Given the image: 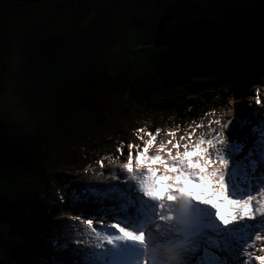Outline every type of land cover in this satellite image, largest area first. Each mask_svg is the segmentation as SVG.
<instances>
[{
  "label": "trees",
  "instance_id": "obj_1",
  "mask_svg": "<svg viewBox=\"0 0 264 264\" xmlns=\"http://www.w3.org/2000/svg\"><path fill=\"white\" fill-rule=\"evenodd\" d=\"M183 2L179 11L172 0H0V33L7 24L22 26L29 19L35 21L32 12L39 8L50 12L43 23L37 24L38 30L44 33L60 27L62 31L59 44H48L42 37L31 40L22 56L24 62L19 65L23 92L16 94L22 107L29 113L39 112L44 119L41 135L23 143L0 127V217L6 220L0 229L15 239L13 243L0 242V264H34L37 254L44 256L34 250L37 236L59 212L49 214V220L40 227L39 218L24 202L47 177L48 160L43 150L53 147L64 155L74 148L104 151L105 144L116 143L113 134L102 135L107 128L97 123L99 119L77 123L78 114L73 107V103L88 106L86 101L93 99L95 89L112 87L101 86L102 78L99 79L100 73L104 75L100 69L104 60L110 63L109 54L119 52L126 63L118 97L123 103L117 115L122 114L133 127L141 122L140 128H160L161 133L225 110L230 100L245 95L250 82L264 74V0ZM95 4L99 6L96 16L91 22L82 21ZM58 5L60 8H56ZM62 9L68 10L64 13ZM70 13L73 17L67 16L69 20L65 15ZM167 16L165 30L198 39L212 49L214 57L251 71L235 79L221 71L214 58L210 74L192 78L181 86L165 87L156 69L166 47L155 46L154 35L157 23ZM197 19L200 28H189L188 22ZM4 93L12 95L0 84V95ZM89 125L92 129L85 130L84 126ZM97 138L101 140L99 146ZM91 155L74 170L59 169L74 175L94 162L95 156L105 162L112 157L111 152ZM48 181L56 185L50 176ZM12 202L19 205L18 211L9 208ZM41 246L46 248L44 243Z\"/></svg>",
  "mask_w": 264,
  "mask_h": 264
},
{
  "label": "snow or ice",
  "instance_id": "obj_2",
  "mask_svg": "<svg viewBox=\"0 0 264 264\" xmlns=\"http://www.w3.org/2000/svg\"><path fill=\"white\" fill-rule=\"evenodd\" d=\"M171 47L170 56L161 62L165 79L193 73L213 58L221 71L235 79L251 71L214 57L202 45L186 42ZM213 124L219 127L213 129ZM208 126L209 133L200 132L195 139L194 129L204 124L193 121L186 134L168 131L166 141L158 140L160 128L135 129L142 145L129 142L127 153L123 142L116 148L119 167L126 174L110 173L118 183L105 188L86 185L61 197L62 204L84 206L69 219L86 228L76 229L77 247L51 239L49 248L60 254L59 259L42 264H163L161 250L177 264L264 261L254 255L252 243L261 241L259 250L264 251V107L249 109L246 115L241 110L227 122L209 121ZM97 163L103 167V158ZM210 185L219 193L213 191L208 197L201 192L204 198L198 199L192 190ZM159 188L166 191L158 193ZM218 195L223 198L210 203ZM218 205L227 206L232 215H222ZM210 209L215 210L214 218ZM61 227L75 226L62 223Z\"/></svg>",
  "mask_w": 264,
  "mask_h": 264
},
{
  "label": "rangeland",
  "instance_id": "obj_3",
  "mask_svg": "<svg viewBox=\"0 0 264 264\" xmlns=\"http://www.w3.org/2000/svg\"><path fill=\"white\" fill-rule=\"evenodd\" d=\"M100 2L98 3L100 4ZM172 3L178 4L177 8H179V11L181 7L184 6L183 0H172ZM57 7L60 8L59 5L56 6V8ZM97 7L99 6L95 4V6L90 9L88 13H86L87 15L81 18L82 21L85 20L87 22H91V20L96 16L95 14L98 10ZM64 10V13H66L68 9H62V11ZM49 12L50 10L48 8H39L32 12L35 21L29 19L28 23L26 22L25 25L22 26L21 24L15 25L14 23H11V26L7 24L5 29H3L0 33V84L3 85V88L6 90V92L12 93V95L9 93L0 95V127L6 128L11 133V135L19 137L23 143L30 139L34 141L36 137L41 135L42 129L40 126L43 124L44 119L40 117L39 112L36 111L29 113L26 108L20 105L22 102L19 99V95L16 94L17 91L23 92L21 90L23 89V82L20 81L21 72L19 70V65L21 64L22 66L24 62V58H22V56L24 57L25 52L29 49L31 40L37 37H42L43 41L47 42L48 44L60 43V35H62L60 27H55L52 29L49 28L44 33L39 31L37 28V24L43 23ZM67 16H70V18L73 17L72 13L65 15V18L69 19ZM76 18H78V16H76ZM187 25H189V28L191 29H198L201 26L198 19L188 22ZM108 58L110 63H107V61L104 60L105 62L102 64V68H100L104 72V75L102 73L99 74V79L102 78L101 82H99L101 86L104 84L106 86L110 85L112 87L95 89L93 93L94 97H92L93 99L86 101L88 106H84L83 104L74 106L73 103V107H76V114H78L76 117L77 123L80 124L81 121L87 120H89V122H95L97 119H99L97 123H103L107 128L106 131L102 132V135L109 133L113 134L116 139V143L105 144L106 150L104 151H99V148L95 149L93 146H86L88 149H93L85 151L83 149L74 148L73 150L66 151L64 155H62L60 151L52 149L53 147H48L43 150V155L48 160L46 163L48 171L45 172L47 173V177L42 180V187H35V189H32L24 202L25 206L29 207L30 212L35 213L39 218L38 222L40 223V227H42V225L49 220V218H47L49 214L51 215L59 212V215L53 219H50L48 221L49 225L46 227V230L41 234V236H37L38 245L34 246V250L39 251L44 256L37 254V258L42 260L39 261L38 259L35 260L34 258L32 260L34 264H42L43 261L52 262L59 259L60 254L53 253L49 248L48 242L51 239H58L61 244L66 243L69 247H77V245L73 243L74 239L79 238L76 229H79L80 232H83L86 228V225H81L78 220L73 221L69 219L70 214L74 213L78 208L84 206L75 202L62 204L61 197H63L65 194H70L73 191H78L86 185H95L105 188L109 185L115 184V182L112 181L110 173L122 172L119 167L121 160L116 159V157L119 155L116 152V148L121 142H123V151L127 153V144L129 142L142 145V142L136 138L139 134L134 131L135 129L141 127V122H137V124H135L133 127L129 124L128 119L122 114L118 113L117 115V112H120L119 107L121 103H123L121 98L118 97H120L121 94V88L119 84L124 78L123 71L126 63L119 52H113L109 54ZM186 75L187 73L174 78H182ZM257 99H259L261 102H264V74L259 75L257 79H254L250 82L245 95L236 101L230 100L228 109L218 111L215 114L202 117L195 121L196 123L204 124L203 128L194 129V131L197 133L195 139L199 138L200 132H203L205 135L209 133V121L219 120L221 122H227L230 119L235 118L237 113L241 110H243V113L246 115L249 109L264 107V103H261L260 105L257 104ZM13 101L15 102V105ZM116 107H118V109ZM45 124L52 127V125H50V123L47 121H45ZM192 124L193 121L183 128L175 131L178 132V135L186 134L189 130V126ZM90 125L84 126V129L87 131L91 130L92 127ZM79 126L78 128H80ZM211 127L215 129L218 128L219 125L213 124ZM78 128L76 130H78ZM144 139H147V137L145 136ZM168 139L169 137L166 135V133H163L158 137V140L166 141ZM95 141L99 146L101 143L100 138L95 139ZM102 141L105 142L103 139ZM105 152L106 154L111 152L112 157L106 162L103 160V167L97 163V161L101 160L100 156H95L94 162L89 164L85 170L77 172L74 175H69L68 173L59 169L66 168L69 171L74 170L76 167L80 166L81 163H84L87 159H90L92 156L91 153L103 154ZM150 152L155 154V148H150ZM123 159H126V157ZM52 169L58 170L53 171ZM105 170H108L107 174L104 173ZM98 173L103 174L97 175ZM49 176L56 182V185H52L55 183L51 184L48 181ZM102 181L104 182L101 183ZM207 188L210 192V195H212L213 191L219 193V188L215 185H211V187L208 186ZM207 188L205 187L206 190ZM69 198L71 200V196ZM203 198L204 197L199 196V199ZM220 198L223 197L218 196V198H216L217 201ZM9 208L13 211H18L19 205L16 202H12L9 204ZM5 222L6 220L0 217V225ZM62 223L75 227L62 228ZM94 227H100L99 222H94ZM2 241L13 243L15 242V239L0 229V242ZM253 242L256 248L261 246V241H255L254 239ZM42 243H44L46 248L41 246ZM160 260L163 262V264H170L168 253H166L164 250H161Z\"/></svg>",
  "mask_w": 264,
  "mask_h": 264
},
{
  "label": "water",
  "instance_id": "obj_4",
  "mask_svg": "<svg viewBox=\"0 0 264 264\" xmlns=\"http://www.w3.org/2000/svg\"><path fill=\"white\" fill-rule=\"evenodd\" d=\"M168 19H169L168 16L164 17L163 19H161L157 23L156 28H155V35H154L155 46L166 47V51L163 53V55L159 59V61L157 63V69H156L157 75L160 78V80L162 81V83L165 85V87L170 88V87L181 86V85L187 83L192 78L202 77V76H206V75L210 74L211 69L214 66V63H213L214 58L211 61L203 64V66L200 67L197 71H195L193 73H187V75L182 77V78L176 79L174 77H171V78L165 79L161 76V72H160L161 62L165 61V59L170 56V54L172 52V47H171L172 45H182L186 42H192V43L202 45V46L209 48L207 44L199 41L198 39L190 37L189 35H186V34L181 33L179 31H167V30H165L164 29V23L167 22ZM209 49L212 51L211 48H209ZM212 53H213V51H212Z\"/></svg>",
  "mask_w": 264,
  "mask_h": 264
},
{
  "label": "bare ground",
  "instance_id": "obj_5",
  "mask_svg": "<svg viewBox=\"0 0 264 264\" xmlns=\"http://www.w3.org/2000/svg\"><path fill=\"white\" fill-rule=\"evenodd\" d=\"M105 174H107L108 173V170H105V172H104ZM103 174V173H102ZM121 174L122 175H126V174H123V172H121ZM106 176V175H105ZM113 182H115V184L116 183H118L119 182V180H112ZM107 184V183H106ZM189 187L191 188L192 186L191 185H189ZM210 187H211V185H210ZM207 188V187H206ZM202 188L201 187H195L194 189H192L193 191H195L196 193H197V195H198V199H199V193L200 192H203V193H205L208 197H211L212 195H210L209 193V191H208V188H207V190L205 189V187L201 190ZM166 191V189L165 188H159L158 189V193H163V192H165ZM213 202H218L217 201V199H212V200H210V203H213ZM208 206H210V204L208 205ZM219 207H220V210H222V206H220V205H218ZM83 231V230H82ZM256 264H259L258 263V261L256 262Z\"/></svg>",
  "mask_w": 264,
  "mask_h": 264
},
{
  "label": "clouds",
  "instance_id": "obj_6",
  "mask_svg": "<svg viewBox=\"0 0 264 264\" xmlns=\"http://www.w3.org/2000/svg\"><path fill=\"white\" fill-rule=\"evenodd\" d=\"M234 101H236V100H234ZM230 102V101H229ZM229 108V103H228V107L226 108V109H228ZM172 131H175V130H172ZM164 133H167V132H164ZM161 134H163V133H161ZM160 134V135H161ZM152 153V152H151ZM225 209L227 210L228 209V207H225ZM254 240V239H253ZM255 241H259V240H255ZM252 243H254L253 241H252ZM261 248V246H258V248H256L255 247V251H258L259 253H263L264 254V251H262V252H260V249ZM35 260H37V258L35 259ZM38 260L39 261H41L42 259H40V258H38ZM41 264V263H40ZM170 264H177V262L176 261H170Z\"/></svg>",
  "mask_w": 264,
  "mask_h": 264
}]
</instances>
